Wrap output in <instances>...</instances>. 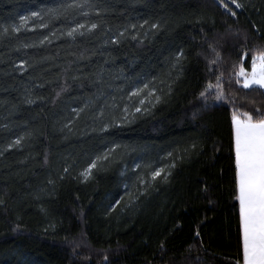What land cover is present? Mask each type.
<instances>
[{"label": "trees", "instance_id": "trees-1", "mask_svg": "<svg viewBox=\"0 0 264 264\" xmlns=\"http://www.w3.org/2000/svg\"><path fill=\"white\" fill-rule=\"evenodd\" d=\"M239 2L0 0V264L242 261L231 116L264 112L236 74L264 0ZM132 87L151 99L114 122Z\"/></svg>", "mask_w": 264, "mask_h": 264}, {"label": "snow or ice", "instance_id": "snow-or-ice-1", "mask_svg": "<svg viewBox=\"0 0 264 264\" xmlns=\"http://www.w3.org/2000/svg\"><path fill=\"white\" fill-rule=\"evenodd\" d=\"M219 3L232 17L237 15L234 8L244 7L239 0H219ZM91 27L95 28L96 25L93 24ZM69 35H72V32H69ZM251 51L254 52L251 56V72H246L241 64L236 74L238 77H243V88L248 89L255 85L264 89V47L251 49ZM244 55L246 56L247 53ZM220 81L221 77L218 76L215 85H208V88L217 89V100L223 98V84ZM236 83H241L239 78ZM200 95L205 96V92H201ZM143 102V100L140 101V103ZM136 111L140 109L136 108ZM255 111V118L252 113L247 111L241 113L237 109L233 110L231 116L236 199L239 201V233L242 248V261L238 260L236 264H264V112L260 109ZM19 142L17 140L16 143ZM94 167H96L95 162L90 163L82 175L87 178ZM160 171L153 170L152 177L159 176Z\"/></svg>", "mask_w": 264, "mask_h": 264}, {"label": "rangeland", "instance_id": "rangeland-1", "mask_svg": "<svg viewBox=\"0 0 264 264\" xmlns=\"http://www.w3.org/2000/svg\"><path fill=\"white\" fill-rule=\"evenodd\" d=\"M35 16H33V18H34ZM40 23H42V22H38V21H34V20H31V19H29V17L28 16H24V17H22L21 19H20V21H19V23H18V26L15 28V29H19V28H21V30L22 31H32V30H34L37 26H38V24H40ZM39 26H42V24L41 25H39ZM80 28V26H77V27H75L74 28V30L73 31H78V30H81V29H79ZM91 29V28H90ZM89 29V31H91ZM70 32V31H69ZM21 66H19V68H20ZM18 68V69H19ZM21 69V68H20ZM242 78V80H243V77H241ZM242 83H243V81H242ZM241 83V84H242ZM253 87H258V86H255V85H253ZM135 88H136V86H135ZM146 89H147V87L146 88H144V89H142V90H144V91H141V93H136V90H134V87H132L131 88V91H130V93L131 94H129V96H128V98H126L125 99V102L123 103L122 102V105H121V111H120V115H119V118L118 119H116V120H114V122H116V121H118V120H120L121 122H127L128 123V121L130 120V118H131V115H133V112H134V110H135V112H136V108L137 107H142L143 105H145V103H146V101H148V100H150L151 98V93H150V91H146ZM263 91H264V89H262ZM135 93V94H134ZM132 95V96H131ZM141 100H143L144 102L143 103H140V101ZM118 104H116V101L115 102H113L112 103V105L110 106L111 107V109H112V107H114L113 108V110H115L116 109V107L115 106H117ZM125 109H127V111H125ZM69 121V120H68ZM63 127H65V126H63ZM17 140L18 139H13L12 141H11V143H10V146H12V145H19V143H16L17 142ZM126 162H127V160H126ZM126 162H123L122 164H123V168H122V172H121V174H122V177H124L125 175H126V172L128 171V166L129 167H136L137 166V160L136 161H134L133 163H132V161H128L127 163ZM132 165V166H131ZM89 167V166H88ZM88 167H85L81 172H80V177H81V179L83 180V181H86V180H88L91 176H92V173H93V171H94V169L95 168H92L91 170H90V175L86 178L84 175H82L83 173H84V171H85V169H87ZM126 185H128L129 187H130V189H131V191H132V187H133V185H131V184H128V183H124V186H126ZM140 186H143V181L142 182H140ZM130 194V195H129ZM126 196H128V197H125V201H124V204H125V206H129V205H132V203L134 204L135 203V193H128V195H126ZM124 200V198H120V200H118L116 203L118 204V203H120V202H122ZM115 203V204H116Z\"/></svg>", "mask_w": 264, "mask_h": 264}, {"label": "crops", "instance_id": "crops-1", "mask_svg": "<svg viewBox=\"0 0 264 264\" xmlns=\"http://www.w3.org/2000/svg\"><path fill=\"white\" fill-rule=\"evenodd\" d=\"M238 203H239V201H238Z\"/></svg>", "mask_w": 264, "mask_h": 264}]
</instances>
